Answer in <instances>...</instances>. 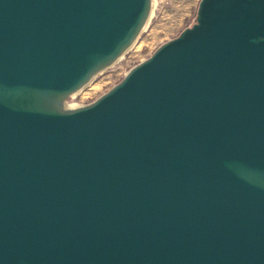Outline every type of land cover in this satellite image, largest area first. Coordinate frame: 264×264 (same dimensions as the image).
Masks as SVG:
<instances>
[{
    "label": "water",
    "instance_id": "95a60500",
    "mask_svg": "<svg viewBox=\"0 0 264 264\" xmlns=\"http://www.w3.org/2000/svg\"><path fill=\"white\" fill-rule=\"evenodd\" d=\"M152 1L0 0V264H264V0L67 104Z\"/></svg>",
    "mask_w": 264,
    "mask_h": 264
},
{
    "label": "rangeland",
    "instance_id": "374dc122",
    "mask_svg": "<svg viewBox=\"0 0 264 264\" xmlns=\"http://www.w3.org/2000/svg\"><path fill=\"white\" fill-rule=\"evenodd\" d=\"M200 1L154 0L151 20L135 45L117 63L99 73L89 86L72 94L67 104L78 107L92 103L121 82L131 68L148 59L159 46L196 22Z\"/></svg>",
    "mask_w": 264,
    "mask_h": 264
},
{
    "label": "bare ground",
    "instance_id": "6f19581e",
    "mask_svg": "<svg viewBox=\"0 0 264 264\" xmlns=\"http://www.w3.org/2000/svg\"><path fill=\"white\" fill-rule=\"evenodd\" d=\"M153 7H154V0L152 1L151 12H150V15H149V18H148L147 22L145 23V26L143 27V30H145V28L148 26V24H149V22H150V20H151L152 12H153ZM135 43H136V41L133 43V45H132L128 50H130V49L135 45ZM128 50H127V52H128ZM124 54H125V53H124ZM123 56H124V55H122L121 58H122ZM121 58H120V59H121ZM120 59H119V60H120ZM119 60H118V61H119ZM118 61H117V62H118ZM91 82H92V81H90V82L88 83L87 86H89V85L91 84ZM87 86H86V87H87ZM81 90H82V89H81ZM81 90L77 91L76 93L80 92ZM73 107H74V106H73Z\"/></svg>",
    "mask_w": 264,
    "mask_h": 264
}]
</instances>
